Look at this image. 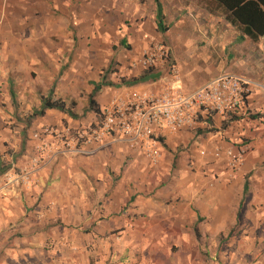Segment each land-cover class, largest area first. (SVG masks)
<instances>
[{"label":"crops","instance_id":"crops-1","mask_svg":"<svg viewBox=\"0 0 264 264\" xmlns=\"http://www.w3.org/2000/svg\"><path fill=\"white\" fill-rule=\"evenodd\" d=\"M204 1L160 0L175 50L169 63L153 70L157 80L105 86L95 100L104 109L131 92L159 91L169 79L163 71L176 64L186 94L224 74L250 82L238 117L161 133L157 164L114 137L92 155L55 159L36 174L33 191L6 193L1 175L0 264H264V37L242 39L223 8ZM196 13L206 17L195 27L203 47L193 58L192 49L187 56L175 49L193 42L184 19L170 26L179 14ZM157 16L155 0H0V161L16 170L26 164L32 132L43 126L94 124L86 112L94 84L163 35ZM50 95L79 117L53 109L22 124ZM242 144L249 152L241 168L225 171V152ZM242 202L250 226L222 250L218 239L241 221L229 208Z\"/></svg>","mask_w":264,"mask_h":264},{"label":"built area","instance_id":"built-area-1","mask_svg":"<svg viewBox=\"0 0 264 264\" xmlns=\"http://www.w3.org/2000/svg\"><path fill=\"white\" fill-rule=\"evenodd\" d=\"M169 63V51L163 43L153 42L144 51L135 67L158 69ZM169 79L159 91L131 92L128 98H118L103 109L100 120L87 128H58L43 126L32 132L30 158L18 170L11 163L3 175L1 190L16 194L19 188L39 187L36 174L55 159L66 154L92 155L110 139L120 137L131 148L139 149L153 164L160 134L181 132L204 124L211 127L215 116L224 121L238 117L251 93V83L235 75L224 74L206 83L191 94L178 86L181 81L176 64L169 66ZM249 152L247 144L225 152L231 170L241 168Z\"/></svg>","mask_w":264,"mask_h":264},{"label":"trees","instance_id":"trees-1","mask_svg":"<svg viewBox=\"0 0 264 264\" xmlns=\"http://www.w3.org/2000/svg\"><path fill=\"white\" fill-rule=\"evenodd\" d=\"M219 4L227 15L229 22L236 26L241 38L249 37L257 42L264 37V0H212ZM158 6L157 24L158 30L165 33L167 30L164 26V15L160 0H155ZM154 69H148L141 73V75L132 78H121L119 83L108 80L105 76L98 84H94V90L89 95V107L86 112H93L98 120L101 119L103 109L97 104L95 98L105 86L113 87H132L139 84H144L149 81L157 80V76L153 74ZM12 97H15L13 89L11 90ZM58 110L62 113L68 114L70 117L77 119L79 116L73 112L71 107H68L65 102L61 100H54L52 95L42 98V106L40 109L34 110L29 116L27 127L30 126L33 120L37 117L44 116L48 110ZM212 123V120H210ZM160 140V139H159ZM163 143V141H160ZM10 169V165L4 161H0V176L5 174ZM248 194V183L244 187V199ZM243 204V202L241 203ZM198 238L199 233L196 229Z\"/></svg>","mask_w":264,"mask_h":264},{"label":"rangeland","instance_id":"rangeland-1","mask_svg":"<svg viewBox=\"0 0 264 264\" xmlns=\"http://www.w3.org/2000/svg\"><path fill=\"white\" fill-rule=\"evenodd\" d=\"M194 3H196V5L198 6H206L207 3L204 1V0H192ZM206 17L205 14L201 13H196V14H182V15H178V17L176 18L175 22L171 24L170 28L171 29H174V28H178L176 27L178 25V20H180L181 18L184 19V22L186 24V29L189 30L190 33L193 32L192 34V38H190V34H187V38L189 39H193V42H190L189 40H187V45H183V43L180 41V46H175V49H180L182 50L181 52V55L183 56H187L190 54V50L189 49H192L193 52H191V56L193 58H195L197 55H198V51L201 47H203V44L201 43V40H200V37H201V33L200 31L198 30V28H195L197 27L196 25L202 21L204 18ZM167 25H170V23H167ZM182 25V24H180ZM175 32L176 34L178 33V31L175 29ZM163 35L160 36L159 39H155L153 40L151 43L153 42H159V43H163L168 51H170V53L173 54V52L175 51L174 50V47L172 46V44L170 43L171 41H169V39L167 38V36L162 33ZM181 39V38H180ZM150 43V44H151ZM183 45V46H182ZM144 51V50H143ZM143 51L141 53V57L139 59H133L132 63L130 66H127L124 70L122 68H119V63H116L114 64L113 68L110 70V79L115 82V83H119V79L121 78H132L134 77L135 74H137V72H142V68L140 67H135L134 64H137L141 61V58L143 56ZM178 67V65H177ZM158 69H162L161 67L158 68ZM179 69V67H178ZM131 70H135L134 74L131 72ZM166 71H169L168 69L164 70L163 72H166ZM108 74V72H107ZM106 74V75H107ZM112 74V75H111ZM113 76V77H112ZM110 80V81H111ZM31 114L28 112L26 115H22V124H25L27 126V123L29 121V116ZM20 122V121H18ZM26 128V127H25ZM224 159V166H225V171H230V172H234L233 170H231L230 166H229V163H228V159L227 157H223ZM221 176L219 175V178ZM215 178L218 179V176L216 175ZM214 178V179H215ZM246 211H247V208L246 206H244L243 204H240V205H235L233 206L232 208H229V212L230 214H236L238 216V218L241 220V221H238V226L237 225H234L233 227H229L226 231V233H223L220 238L218 239V242L217 244L221 246V248L223 247L222 250H224L226 248V246L229 244V242L232 240V233L235 232L238 228L242 227L244 229H247L248 226H250V224H247V222L244 221V217H245V214H246ZM219 257V255H218ZM229 258V257H228ZM233 260V258H232Z\"/></svg>","mask_w":264,"mask_h":264}]
</instances>
